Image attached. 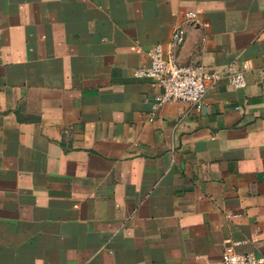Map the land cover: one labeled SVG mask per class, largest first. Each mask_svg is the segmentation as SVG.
Segmentation results:
<instances>
[{
    "label": "crops",
    "instance_id": "0c3cea01",
    "mask_svg": "<svg viewBox=\"0 0 264 264\" xmlns=\"http://www.w3.org/2000/svg\"><path fill=\"white\" fill-rule=\"evenodd\" d=\"M196 13L197 26L183 15ZM245 61L199 109L133 72ZM264 256V0H0V264Z\"/></svg>",
    "mask_w": 264,
    "mask_h": 264
},
{
    "label": "built area",
    "instance_id": "2783aa9c",
    "mask_svg": "<svg viewBox=\"0 0 264 264\" xmlns=\"http://www.w3.org/2000/svg\"><path fill=\"white\" fill-rule=\"evenodd\" d=\"M186 25L197 26L196 13L187 11L183 15ZM186 27L175 25L165 43H157L147 53L149 65L136 69L133 77L154 83L159 92L154 95L151 114L154 115L168 102H184L199 109L204 97L215 90L226 79L233 90L246 87L245 61H233L224 70L213 71L202 64H182L177 59V50L183 45ZM238 243L224 245L219 264H264V256L236 251Z\"/></svg>",
    "mask_w": 264,
    "mask_h": 264
}]
</instances>
